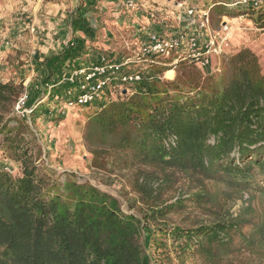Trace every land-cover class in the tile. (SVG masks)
Wrapping results in <instances>:
<instances>
[{"label": "trees", "instance_id": "16d2710c", "mask_svg": "<svg viewBox=\"0 0 264 264\" xmlns=\"http://www.w3.org/2000/svg\"><path fill=\"white\" fill-rule=\"evenodd\" d=\"M228 64L218 82L202 81L196 66L184 62L173 80L163 79L167 68L156 69L162 78L146 85L145 92L91 107L85 140L92 153L106 145L118 152L119 162L138 169L135 190L145 205L140 217L125 213L115 197L92 184L70 178L59 184L39 173L24 138L2 127L1 153L21 165L16 177L0 169L2 262L164 264L184 255L203 264H237L232 255L244 248L251 252L264 225L245 219L249 207L234 217L216 212L209 222L183 227L165 221L178 201L164 203L158 195L176 172L195 182L192 198L198 203L209 198L206 182L250 195L264 190V73L248 48ZM12 94L10 84L0 83V100Z\"/></svg>", "mask_w": 264, "mask_h": 264}, {"label": "rangeland", "instance_id": "374dc122", "mask_svg": "<svg viewBox=\"0 0 264 264\" xmlns=\"http://www.w3.org/2000/svg\"><path fill=\"white\" fill-rule=\"evenodd\" d=\"M19 1L27 4L36 0ZM107 1L59 0L58 7L52 6L56 9L54 13L40 11L41 16L38 15V19L45 32L52 31L51 33H54L61 24H64L63 28H60V33L53 34L51 38L45 34L39 37L38 32L28 33V31L21 30L22 34L27 33L29 37L10 38L12 40L11 47L9 46L4 51L0 47V83L10 84L13 90V94L9 95V100H0V130L5 127L18 131L28 143L31 161L39 173L48 175L52 181L59 184H62L67 178L78 183L92 184L99 190L115 197L125 213H133L140 217V211L145 208V205L135 190L138 169L135 166L119 162L120 160L116 158L118 152L106 145L97 148L101 150L95 154L91 152L93 147L87 143L84 134L88 118L93 114L94 109L91 107L67 108L65 106L67 98L75 96L78 90H87L88 84L83 83L80 77L76 78L72 85L60 81L62 67L67 64L68 58L70 63H74L73 67H76L81 63L95 62L102 55L114 58L119 55L134 54L132 51L135 47V38L130 25L127 26L125 23L124 37L122 36L124 41L128 40L127 46L125 42H120L122 38H118L120 37L118 33H116L117 39H114L112 35L105 37L106 34L101 29L103 26L100 20L113 19L112 16L105 14L104 5ZM144 1L142 0L137 9V11H141L140 24L149 26L147 22H144L148 16L154 22L158 21L160 24H164L161 13H158L157 10L151 11L148 6L145 7ZM117 2L120 0H116ZM218 2L220 0H150L148 4L151 8L158 7L165 10L166 22L171 28L176 25L178 13L190 5L210 7V23L215 29L219 28L221 22L229 20L232 26L231 48L222 56L214 58L208 67L198 68L196 66L195 70L200 73L202 81L212 77L213 81L218 82L229 65V58L243 48L250 49L258 57L261 71L264 73V15H262L264 12L248 11L247 15L234 21L231 18L237 17L235 11L222 4H217ZM124 11L134 13L133 11ZM225 11L226 14L223 13ZM151 13L153 17H150ZM258 14L261 16L257 20ZM28 16L26 21L32 23L33 16ZM223 16L226 17L223 18ZM85 25L96 33H94V39L82 40L78 36H71L70 33L73 30L84 29ZM36 26L37 23L34 25V30L38 31ZM155 28L157 27L155 26ZM142 29L149 32L146 27ZM32 37L36 41H33ZM104 43L114 46L110 50L114 51L111 56L107 52L108 50H105ZM39 45L49 47L50 52L47 56H34L35 52L39 51ZM180 64L181 62L174 66V74L171 78L164 77L163 79L173 80ZM184 64L192 68L189 63ZM70 67L68 66L64 70L66 71ZM23 92H27L28 101L22 116L14 111V105L16 98ZM19 121L24 123L21 124ZM25 125L27 129L24 128ZM108 142L110 143V141ZM6 167L10 172L5 170ZM0 169L14 177L21 174V165L4 158L1 150ZM156 186L157 182L153 184V187ZM197 190L195 182L188 181L183 174L177 172L171 176L170 182L160 186L158 195L161 202L169 204L178 201L180 204L175 207L174 211L166 215L165 221L168 224L191 227L202 222H209L215 217L216 212L219 216L232 215L234 217L242 211L241 209L249 207V210L246 211L248 216H244L245 219L256 220L259 225H264V190L253 192L250 195L247 192L238 193L225 184L206 182L205 190L209 193V198L199 203L192 198ZM243 229L250 231L251 226H246ZM147 238L148 243L149 232ZM255 238L256 241L251 252L244 248L235 253L232 255L234 262L237 264H264V231L258 233ZM171 241L168 239L167 243L170 244ZM152 250L151 241H149L146 251L151 253ZM167 260L164 264H203L197 256L181 255L178 258L172 256ZM2 261L0 258V264H4Z\"/></svg>", "mask_w": 264, "mask_h": 264}, {"label": "built area", "instance_id": "2783aa9c", "mask_svg": "<svg viewBox=\"0 0 264 264\" xmlns=\"http://www.w3.org/2000/svg\"><path fill=\"white\" fill-rule=\"evenodd\" d=\"M30 1V0H23ZM121 7L126 11H137L142 0H120ZM227 7L246 8L248 11L264 9V0H227L218 2ZM161 13L164 24L152 28L146 38L141 41L138 50L131 56L109 58L100 56L95 62L81 64L73 69L60 81L68 85L75 83L80 77L88 84L87 90H78L76 95L65 101L67 108L94 107L111 101L121 100L134 91H146V85L162 77L155 73L156 69L173 70L177 63L184 62L197 66L208 67L214 58L220 57L230 50L232 26L229 20L220 23L219 28L211 26L210 7L190 5L180 11L175 27H169L165 10L152 8ZM245 12H240L231 20H239ZM153 17V14L150 15ZM226 16H223L225 18ZM228 19V18H226ZM8 46L9 42L1 43ZM1 47V45H0ZM52 86V85H51ZM125 90V93L123 91ZM28 101L27 92L21 93L15 101L14 111L23 116ZM5 170H10L6 167Z\"/></svg>", "mask_w": 264, "mask_h": 264}, {"label": "crops", "instance_id": "0c3cea01", "mask_svg": "<svg viewBox=\"0 0 264 264\" xmlns=\"http://www.w3.org/2000/svg\"><path fill=\"white\" fill-rule=\"evenodd\" d=\"M148 1H150V0L144 1V4H145L144 6L145 7L148 6L149 9L152 10V8L148 4ZM57 2H59V0H51V1L36 0L33 3H27L26 4V3H23L19 0H0V45L2 47L1 50L3 49V51H4L7 48H9L10 45H12V40L10 38L24 39L25 37H29V35L27 33L22 34L21 30L28 31V33L38 32L37 34L39 37L41 35L45 34V35H49L47 37L51 36V38H52L53 34L60 33V31H61L60 28H63L62 25H64V24H61L60 27L54 31V33H51L52 31L45 32L43 27H41V23H39L40 20L38 19L39 16H41L42 11H44V12L51 11L54 13L56 11V9L53 8L52 6L56 5L58 7L59 4ZM120 5H121L120 2L116 3V0H108L107 3H105V5H104L105 10H106L105 14L107 16L108 15L112 16L113 19L112 20L107 19V18L101 19L100 22L103 26L101 29L103 31H105V33H104V34H106L105 37L106 36L109 37L110 35H112L114 39H117L116 33L120 34V37H118L120 39L122 38V40L120 42L121 43L125 42V45L127 46L126 42H128V40L124 41V38H123L124 37V28H125V23L127 24V26L130 25L133 28L132 29L133 37L135 38V40H134L135 47H134L132 52L135 53L138 50V47L140 46L141 41H143L148 34V32L143 31L142 28L146 27V29H148V31H150L152 29L151 27H155V26L159 25L160 23L158 21H157V23L154 22L153 20L149 19V16H148V17H146L144 22H147V24L149 26H145V25L143 26L140 24V18H142V17H140L141 11H135L134 13H126ZM24 15H26V16H24ZM28 15L33 16L32 23L26 21V19L29 18ZM50 20H52V18H50ZM164 22H166V21H164ZM36 23H37L36 28H38V31L34 30V25ZM26 29H29V30H26ZM39 30H40V32H39ZM94 33L95 32L93 29H90L87 25H85L84 29L79 28L78 30H73L70 34H71V36H78V38L82 39V40H85L86 38L89 40L91 38H93V39L95 38L96 33L95 34ZM96 37H97V35H96ZM32 38H33V41H36L34 37H32ZM108 40H110V38H108ZM111 40H113V39H111ZM6 41L9 42V45L3 46L1 43L6 42ZM104 45L106 46L105 50H108L107 52L111 56L114 51L112 50V52H111L110 50L113 49L114 46L113 45L109 46V44H105V43H104ZM38 47H39V51H38V53L35 52V54H34L35 57L37 55L47 56L49 54L50 49L48 46L39 45ZM131 55H133V54L129 53V54H126L125 56H131ZM120 57H122V55H119V57H114V58H120ZM66 62H67V64L65 66H63L64 68L62 67L61 77H65L66 75H68V73L72 70L73 66H75L74 63H70L69 58H68V61H66ZM68 66H71V67L65 71L64 69H66V67H68Z\"/></svg>", "mask_w": 264, "mask_h": 264}, {"label": "bare ground", "instance_id": "6f19581e", "mask_svg": "<svg viewBox=\"0 0 264 264\" xmlns=\"http://www.w3.org/2000/svg\"><path fill=\"white\" fill-rule=\"evenodd\" d=\"M234 21H236V20L234 19ZM165 74H166L167 78H171L173 76L174 72H173V70L170 69V70H167Z\"/></svg>", "mask_w": 264, "mask_h": 264}, {"label": "water", "instance_id": "95a60500", "mask_svg": "<svg viewBox=\"0 0 264 264\" xmlns=\"http://www.w3.org/2000/svg\"><path fill=\"white\" fill-rule=\"evenodd\" d=\"M123 93H125V90L123 91Z\"/></svg>", "mask_w": 264, "mask_h": 264}]
</instances>
